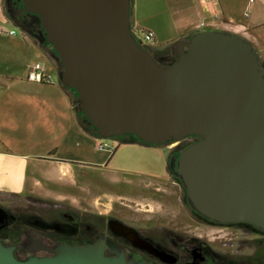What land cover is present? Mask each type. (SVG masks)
<instances>
[{"label":"water","instance_id":"obj_1","mask_svg":"<svg viewBox=\"0 0 264 264\" xmlns=\"http://www.w3.org/2000/svg\"><path fill=\"white\" fill-rule=\"evenodd\" d=\"M7 4L10 13L13 0ZM22 4L45 29L59 80L76 91L77 110L99 137L132 134L159 145L199 136L172 165L188 203L212 221L264 230V63L254 44L228 30H201L164 64L137 39L130 0ZM53 252L19 260L0 242V264H145L108 257L103 243H62Z\"/></svg>","mask_w":264,"mask_h":264},{"label":"crops","instance_id":"obj_2","mask_svg":"<svg viewBox=\"0 0 264 264\" xmlns=\"http://www.w3.org/2000/svg\"><path fill=\"white\" fill-rule=\"evenodd\" d=\"M4 8L7 11V0H0V189L44 197L60 194L55 190L64 186L58 181L75 173L74 164L91 161V144L97 143L98 135L77 110L75 90L57 80L60 61L53 46L24 32L17 35ZM130 20L133 29L153 32L147 48L156 57L167 56L193 33L212 29L245 37L264 61V0H130ZM5 23L12 26L7 30ZM13 29L16 33L11 34ZM34 62L43 63L52 82L28 79ZM120 144L108 159L93 162L105 163L113 172L155 165L142 157L155 151L154 147ZM121 151L124 155L118 156ZM32 163H43L49 170L33 173Z\"/></svg>","mask_w":264,"mask_h":264},{"label":"flooded vegetation","instance_id":"obj_3","mask_svg":"<svg viewBox=\"0 0 264 264\" xmlns=\"http://www.w3.org/2000/svg\"><path fill=\"white\" fill-rule=\"evenodd\" d=\"M13 4L14 8L8 13L9 18L13 17L11 21L21 25L30 37L46 42L45 29L35 17L23 10L22 0H13ZM161 61L170 63L165 59ZM198 139L199 136L190 135L182 140L163 143L170 147L164 173L166 178H174L176 183H181L174 175L172 165L183 149L181 147ZM137 142L154 148L162 146ZM171 142L175 144L172 146ZM120 143L127 142L117 141L116 145ZM99 167L106 169L108 166ZM136 167L120 170L118 174L131 179L136 174L146 176L152 170L157 173L158 169L156 165L149 170H137ZM155 188L145 191L162 196V192H158L160 189ZM183 189L185 197L181 210L177 198L162 196L167 214L173 215L170 226L158 224V219L149 220L150 224L126 220L113 212V206L108 212H102L98 211L95 203L85 204L82 208L34 193L0 189V242L13 245L14 255L19 260L54 256L53 248L62 243L90 242L103 243L106 256L132 263L264 264V230L246 222L223 224L202 216L188 203ZM197 230L200 231L195 232Z\"/></svg>","mask_w":264,"mask_h":264},{"label":"rangeland","instance_id":"obj_4","mask_svg":"<svg viewBox=\"0 0 264 264\" xmlns=\"http://www.w3.org/2000/svg\"><path fill=\"white\" fill-rule=\"evenodd\" d=\"M4 11L7 13L6 8H4ZM3 26L8 30L12 24L10 26L8 23H5ZM13 27H15L17 35L21 36L24 34L15 25H13ZM49 44L52 45L50 42ZM157 58L172 62L177 58V55L175 54V51L169 50L167 56H158ZM0 69H3L1 64ZM55 76L58 80L57 73ZM83 116L85 118L84 114ZM86 123L87 126L96 133L95 127L88 121H86ZM114 140L115 142L118 141L127 143L141 141L134 135H125L120 138H114ZM95 142H97V139H95ZM174 144L175 142H171L172 146ZM120 145L123 146V144ZM184 147L182 146L181 148ZM154 149L155 151H153L151 154L143 153L142 157L147 163L153 162L158 166V169L165 172L166 166L168 164L167 153L170 150V147L167 144L163 145L162 143V146L155 147ZM175 152H178V150ZM109 153L110 152L106 149H100L97 146V143H92L90 154L91 161L81 158L83 160L77 164H74L75 173L73 172V175H65L58 181L59 184L64 186V188H61L63 190H55L54 184L50 185V188L54 189L55 192L59 193L61 191L60 194L52 193L51 196H46L44 198H48L53 201H65V203H72L82 208H84L83 205L85 204L88 205V203H95V205L98 206V211L102 212H108L107 210H111L110 208L113 206L115 210L112 211L116 212L118 216L126 220L130 219L137 223L150 224L151 221L149 220L155 221L158 219V224H168L170 226V223H172L173 220V215L167 214V209L164 205L165 201L162 196L170 195L177 198L179 202L178 206L181 210V203L185 197V191L182 187V184L179 182L176 183L177 180L174 178H166L165 174L160 173L158 169L156 170L157 173H154V170H152L153 172L151 171L146 173V176L136 174L135 178L131 179L123 178L122 175L118 174V172H113L110 169H100L99 166L104 167L106 164L93 161H104L110 156ZM122 155H124L123 151L119 152L118 156ZM140 167L141 166H137V170H142ZM40 168L49 170L48 166L43 163L42 165L40 163L30 164V170L33 173L39 171L38 169ZM44 184L46 186L49 185L48 183ZM155 187L160 189L158 192H162V196H156L151 194L149 191H145L151 190ZM198 231L200 230L195 232Z\"/></svg>","mask_w":264,"mask_h":264},{"label":"built area","instance_id":"obj_5","mask_svg":"<svg viewBox=\"0 0 264 264\" xmlns=\"http://www.w3.org/2000/svg\"><path fill=\"white\" fill-rule=\"evenodd\" d=\"M201 25H203V23H201ZM133 31L135 33V29H133ZM146 32L147 33L145 34V38L147 40L154 37L153 32L151 31H146ZM10 33L14 34L16 33V31L14 29L10 30ZM28 79L31 81H35V82H46V83H50L53 81L52 74L46 71L43 63L41 62H34L30 65L29 71H28ZM97 146L100 149H106L107 151L110 152L109 155H111L114 152L117 145L113 138H103V137L97 136Z\"/></svg>","mask_w":264,"mask_h":264},{"label":"trees","instance_id":"obj_6","mask_svg":"<svg viewBox=\"0 0 264 264\" xmlns=\"http://www.w3.org/2000/svg\"><path fill=\"white\" fill-rule=\"evenodd\" d=\"M135 29V34H136V37H137V39H139V40H141L143 43H144V45L147 47L149 44H151L152 42H153V38H150L149 40H147L146 38H145V34L147 33L146 31H144V30H141L140 28H134ZM155 56V55H154ZM155 58L159 61V62H161V63H163L159 58H157L156 56H155ZM164 64H168V63H164ZM76 104H77V102H76ZM119 146V145H118ZM118 146H116V148H115V150L117 149V147ZM114 150V151H115Z\"/></svg>","mask_w":264,"mask_h":264}]
</instances>
